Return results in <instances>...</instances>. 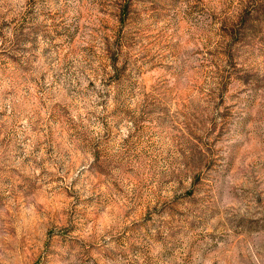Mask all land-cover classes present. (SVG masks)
<instances>
[{
  "label": "rangeland",
  "instance_id": "374dc122",
  "mask_svg": "<svg viewBox=\"0 0 264 264\" xmlns=\"http://www.w3.org/2000/svg\"><path fill=\"white\" fill-rule=\"evenodd\" d=\"M0 264H264V0H0Z\"/></svg>",
  "mask_w": 264,
  "mask_h": 264
}]
</instances>
